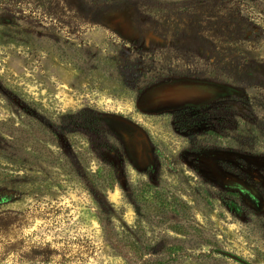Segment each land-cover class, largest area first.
<instances>
[{"label": "rangeland", "instance_id": "rangeland-1", "mask_svg": "<svg viewBox=\"0 0 264 264\" xmlns=\"http://www.w3.org/2000/svg\"><path fill=\"white\" fill-rule=\"evenodd\" d=\"M0 264H264V0H0Z\"/></svg>", "mask_w": 264, "mask_h": 264}, {"label": "trees", "instance_id": "trees-1", "mask_svg": "<svg viewBox=\"0 0 264 264\" xmlns=\"http://www.w3.org/2000/svg\"><path fill=\"white\" fill-rule=\"evenodd\" d=\"M105 237L109 243V245L115 249L119 254L125 256V258H130L129 253H125L123 248L129 247L130 250H133L134 248L131 245H125L121 240H119L115 235H113L110 231H108L106 228L104 229Z\"/></svg>", "mask_w": 264, "mask_h": 264}]
</instances>
